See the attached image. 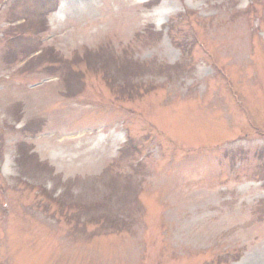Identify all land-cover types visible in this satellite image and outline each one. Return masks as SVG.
Returning <instances> with one entry per match:
<instances>
[{
	"label": "rangeland",
	"instance_id": "374dc122",
	"mask_svg": "<svg viewBox=\"0 0 264 264\" xmlns=\"http://www.w3.org/2000/svg\"><path fill=\"white\" fill-rule=\"evenodd\" d=\"M148 1L0 0V264H264V0Z\"/></svg>",
	"mask_w": 264,
	"mask_h": 264
},
{
	"label": "bare ground",
	"instance_id": "6f19581e",
	"mask_svg": "<svg viewBox=\"0 0 264 264\" xmlns=\"http://www.w3.org/2000/svg\"><path fill=\"white\" fill-rule=\"evenodd\" d=\"M155 1H158V0H155ZM163 0H161V2H162ZM88 6H90V4L88 5ZM168 6V5H167ZM170 9H169V7H165V9L163 8V10L162 11H160L159 12V16H165L166 14H170Z\"/></svg>",
	"mask_w": 264,
	"mask_h": 264
}]
</instances>
